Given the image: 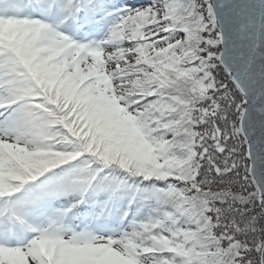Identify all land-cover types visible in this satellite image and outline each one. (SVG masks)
Returning a JSON list of instances; mask_svg holds the SVG:
<instances>
[{
    "label": "snow or ice",
    "instance_id": "1",
    "mask_svg": "<svg viewBox=\"0 0 264 264\" xmlns=\"http://www.w3.org/2000/svg\"><path fill=\"white\" fill-rule=\"evenodd\" d=\"M0 264H264V0H0Z\"/></svg>",
    "mask_w": 264,
    "mask_h": 264
}]
</instances>
